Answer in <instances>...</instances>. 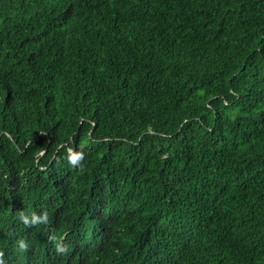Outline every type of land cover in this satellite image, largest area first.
Wrapping results in <instances>:
<instances>
[{"label": "trees", "instance_id": "trees-1", "mask_svg": "<svg viewBox=\"0 0 264 264\" xmlns=\"http://www.w3.org/2000/svg\"><path fill=\"white\" fill-rule=\"evenodd\" d=\"M117 249L264 264V0H0V261Z\"/></svg>", "mask_w": 264, "mask_h": 264}, {"label": "clouds", "instance_id": "clouds-1", "mask_svg": "<svg viewBox=\"0 0 264 264\" xmlns=\"http://www.w3.org/2000/svg\"><path fill=\"white\" fill-rule=\"evenodd\" d=\"M77 159H78L77 154H71L69 156V160L72 163H76L77 162ZM22 218H23V220H24V222L26 224H29V223L36 224V223H39V222H42V221L43 222H46L47 219H48V213L47 212H44L42 215H37V214L33 213L31 215V217L23 216ZM20 247L21 248L26 247V244L24 243V241H20ZM9 260H10V263L9 264H15V263L12 262L11 258H9ZM62 260H63V264H66L65 263V260H64V257L62 258ZM122 260H123L122 259V252L119 249H117V250H115L112 253L111 257L106 262L102 261L100 264H116V263L121 264L122 263ZM0 264H3V262L0 261ZM6 264H8V261H7ZM83 264H97L96 263V260H95L94 254L91 255V256H89L85 260V262Z\"/></svg>", "mask_w": 264, "mask_h": 264}]
</instances>
